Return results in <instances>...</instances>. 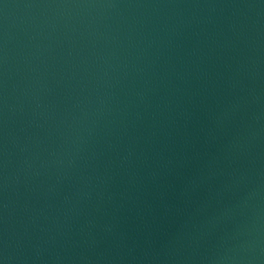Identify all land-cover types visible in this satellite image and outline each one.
<instances>
[{
  "label": "water",
  "instance_id": "water-1",
  "mask_svg": "<svg viewBox=\"0 0 264 264\" xmlns=\"http://www.w3.org/2000/svg\"><path fill=\"white\" fill-rule=\"evenodd\" d=\"M0 264H264V0H0Z\"/></svg>",
  "mask_w": 264,
  "mask_h": 264
}]
</instances>
